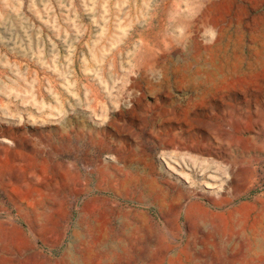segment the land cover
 <instances>
[{
    "label": "rangeland",
    "instance_id": "obj_1",
    "mask_svg": "<svg viewBox=\"0 0 264 264\" xmlns=\"http://www.w3.org/2000/svg\"><path fill=\"white\" fill-rule=\"evenodd\" d=\"M0 264H264V0H0Z\"/></svg>",
    "mask_w": 264,
    "mask_h": 264
}]
</instances>
